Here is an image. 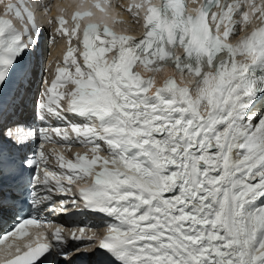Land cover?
I'll return each instance as SVG.
<instances>
[{
  "label": "snow or ice",
  "instance_id": "snow-or-ice-1",
  "mask_svg": "<svg viewBox=\"0 0 264 264\" xmlns=\"http://www.w3.org/2000/svg\"><path fill=\"white\" fill-rule=\"evenodd\" d=\"M36 7L49 10L43 3ZM96 7L104 11L99 0ZM133 7L145 10L142 38L117 33L106 20L102 28L90 21L83 67L70 47L49 85L35 11L27 0L5 5L0 264H68L69 257L73 264H264V0H205L191 9L187 0H141L128 11ZM12 14L22 31L8 18ZM91 15L74 13L72 36ZM253 17L260 23L236 43L226 42ZM57 19L56 31L68 35L65 17ZM113 51L109 62L106 53ZM168 66L191 76V86L170 74L157 87V75ZM67 83L75 85L71 92L59 91ZM33 99L41 123L66 122L67 113L82 120L71 125L76 139L59 127L26 123ZM53 134L69 145H92L93 155L66 159L57 153L59 170L49 171L37 141H51ZM104 151L107 156L100 155ZM77 181L83 186L73 202L79 198L84 210L110 218L102 220L108 231L98 242L81 229L79 236L72 233L74 245L82 242L74 247L57 227L51 244L41 242L43 233L35 246L6 244L9 237L30 235L28 226H41L40 213L55 204L53 189L72 192ZM92 244L90 251L80 250Z\"/></svg>",
  "mask_w": 264,
  "mask_h": 264
},
{
  "label": "bare ground",
  "instance_id": "bare-ground-1",
  "mask_svg": "<svg viewBox=\"0 0 264 264\" xmlns=\"http://www.w3.org/2000/svg\"><path fill=\"white\" fill-rule=\"evenodd\" d=\"M129 5H131V3H129ZM133 9L135 10V11H138V9H136L135 7H133ZM136 19H137V17H136ZM114 18H113V22H114ZM126 21H127V23L125 22L124 23V25L126 26V27H128V28H130L131 30H132V28H133V24L132 23H130V18H128L127 17V19H126ZM114 24L116 25V26H118V23L117 22H114ZM68 30H69V33H71L72 32V27H73V24L69 21V25H64ZM71 27V29H70V27ZM133 32V34H135V35H138V33L136 32V31H132ZM70 37V36H69ZM72 44V43H71ZM75 44V43H74ZM71 46H70V43H69V40H66V39H64V38H61V40H58V50L56 51V54H54L55 56L54 57H56L55 59H56V61L58 60L59 61V59H61V60H63L64 61V56L66 55V53H67V51H68V49L70 48ZM71 48H73V46L71 47ZM114 56H115V54H110V55H108V56H106V58L108 59V61L109 62H111L112 60H113V58H114ZM52 58L53 57H51V60H52ZM57 65H59L60 67H65V64H62V63H58V64H55V63H51L50 64V67L48 68V74H47V80H48V82H49V85L51 84V81L53 80V79H55V76H56V73H55V68L57 67ZM72 72V71H71ZM163 72H164V74H165V72H166V70L164 69L163 70ZM145 75H149V73H145ZM164 78V75L162 74V73H160V74H158L157 75V87L158 86H160L161 84H162V79ZM72 84V83H71ZM66 85H64V86H62V87H65ZM75 87V85H73V87H72V89ZM64 89V88H63ZM65 89H67V88H65ZM71 89V88H70ZM71 89V90H72ZM62 91V88L60 87L59 88V91ZM70 90V91H71ZM64 91V90H63ZM152 91L154 92L155 91V88H153L152 89ZM65 92V91H64ZM72 149L74 150V151H76L77 153H80V154H84L85 153V151H84V153L81 151L82 149L80 148V147H77V146H72ZM56 150H57V152L58 153H61V154H63V156H65V150L63 149V147H57L56 148ZM79 150V151H78ZM89 155V154H88ZM89 157H91L90 155H89ZM66 159H68V156L66 157ZM50 171V170H49ZM70 260L72 261V259L70 258ZM65 263V262H64ZM68 264H71L69 261H68Z\"/></svg>",
  "mask_w": 264,
  "mask_h": 264
},
{
  "label": "rangeland",
  "instance_id": "rangeland-1",
  "mask_svg": "<svg viewBox=\"0 0 264 264\" xmlns=\"http://www.w3.org/2000/svg\"><path fill=\"white\" fill-rule=\"evenodd\" d=\"M75 43V44H74ZM72 46H73V49H76V42L75 41H72ZM74 56H75V58L77 59V55H75L74 54ZM77 61L79 62V64L81 65V67H83V65L81 64V62H80V60L79 59H77ZM71 68H73L74 70H75V66H72ZM73 83L71 84V83H67L66 84V86L65 87H63L64 89V91L66 90H68V92L72 89V87H73ZM65 88H67V89H65ZM71 88V89H70ZM80 147H81V149H83V150H85L86 152L85 153H87V154H92V152L90 151V148L92 147V145H90V146H88V147H86L85 145H80ZM79 151V150H78ZM84 153V152H83ZM100 155H102V156H107L108 155V153L106 152V151H104V152H101L100 153ZM51 160V159H50ZM54 162V161H53ZM94 222H97L96 220H94ZM102 225L99 223V222H97L96 223V225H90V226H88V228L87 229H90L91 231H99V230H101L102 229ZM64 238L66 239V237L64 236Z\"/></svg>",
  "mask_w": 264,
  "mask_h": 264
}]
</instances>
